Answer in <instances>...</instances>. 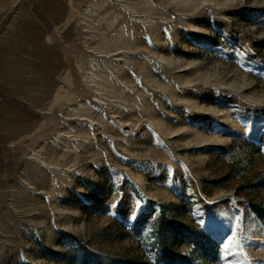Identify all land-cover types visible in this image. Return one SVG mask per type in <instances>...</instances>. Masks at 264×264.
<instances>
[{
  "label": "rangeland",
  "instance_id": "obj_1",
  "mask_svg": "<svg viewBox=\"0 0 264 264\" xmlns=\"http://www.w3.org/2000/svg\"><path fill=\"white\" fill-rule=\"evenodd\" d=\"M0 264H264V0H0Z\"/></svg>",
  "mask_w": 264,
  "mask_h": 264
}]
</instances>
